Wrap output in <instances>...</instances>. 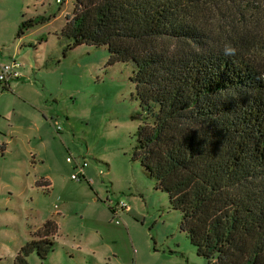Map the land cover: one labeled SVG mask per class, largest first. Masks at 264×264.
<instances>
[{
    "label": "trees",
    "instance_id": "1",
    "mask_svg": "<svg viewBox=\"0 0 264 264\" xmlns=\"http://www.w3.org/2000/svg\"><path fill=\"white\" fill-rule=\"evenodd\" d=\"M48 21L24 20L16 37ZM60 35L64 51L104 46L107 66L134 65L132 160L180 213L196 255L264 264V0H75ZM57 229L45 221L13 264L46 260Z\"/></svg>",
    "mask_w": 264,
    "mask_h": 264
},
{
    "label": "rangeland",
    "instance_id": "2",
    "mask_svg": "<svg viewBox=\"0 0 264 264\" xmlns=\"http://www.w3.org/2000/svg\"><path fill=\"white\" fill-rule=\"evenodd\" d=\"M74 3L0 0V62L9 61L8 56L22 44L14 60L34 71L18 81L34 85L38 91L27 87L25 92L11 93L0 87V132L5 133L8 121L2 110L24 106L14 93L40 106L50 122L52 168L63 178L66 196L85 212V229L79 233L98 253L95 258L99 257V264H207L181 232L180 213L170 207L167 194L156 188L139 162L132 160L141 124L139 101L130 81L134 65L107 66L104 46L80 45L64 51L69 41L59 31L72 14ZM38 17H49L50 21L16 37L22 21ZM67 158L73 162L68 163ZM74 159L87 163L85 172H91L87 181L71 179L76 172ZM31 164L28 147L19 141L12 143L4 158L0 156V264H13L15 251L31 239L30 234L51 216L57 203L49 193L26 190L34 175L47 170L38 164L32 170ZM90 190L95 193L96 205L84 195ZM120 201L128 209L114 218L107 205ZM75 223L69 220L64 231H71ZM100 236L104 239L101 244ZM59 241L46 260L33 253L28 264H84L60 251ZM85 258L94 264L93 256Z\"/></svg>",
    "mask_w": 264,
    "mask_h": 264
},
{
    "label": "crops",
    "instance_id": "3",
    "mask_svg": "<svg viewBox=\"0 0 264 264\" xmlns=\"http://www.w3.org/2000/svg\"><path fill=\"white\" fill-rule=\"evenodd\" d=\"M20 40L21 39H19V42ZM21 46L22 44L19 46V49L13 53V55L8 56L9 61H1L0 66L14 60V54L20 55ZM19 71L22 75L20 79H22L26 78L25 75L30 76L34 70L31 66L21 64ZM18 80L10 81L4 90H9L11 93L16 92L17 90L25 92L27 87H31L35 93L38 92L36 90V86L29 85L27 83H21ZM42 86L45 88L44 83ZM13 96L17 97L24 106L22 108H18V110H16L17 108L15 107H12L11 109L4 108L2 110L4 117H6L8 121L6 130L4 131L5 133H2V131L0 132V156L1 158H4L10 151V146L12 143L19 141L22 145H26L28 147V155L32 163L29 165V168L32 167V170H34L37 164L40 166H46L47 170L42 172V174L39 173L38 175H34L33 180L28 182L25 188L29 191V193L34 191L47 194L49 193L50 196L56 198L57 203L54 205V212L48 219H46V221L50 219L54 220L58 227L57 233L54 237L55 246L49 256L55 252L58 245V239H60V251L64 252L69 259H73V257L76 256L79 261H82L84 264H88V259L85 257L90 255L95 258L98 253L93 250L94 248L89 247L88 242L86 243L83 241V234L79 233L85 229V212L75 207L73 198L66 196L68 189L65 186L63 187L61 184L63 178H61L60 175L57 174V172H55L52 168L50 162L52 157V148L48 140L50 133V122L46 119L39 105L28 99H25L24 97L18 96L17 93H14ZM56 134H58V132H56ZM51 136L53 140H57L55 136ZM27 175H30L29 171L27 172ZM89 176H91V172H85L84 178L80 181H87ZM55 194L56 197L54 196ZM87 194L89 196V203L96 205L97 201H95L93 198L95 193L90 190L89 193L84 194L85 197H87ZM110 205L111 204L107 206L111 211ZM71 219L76 223L74 224L71 231L65 232L64 228L67 226V222ZM88 236L90 237L92 235L88 234ZM103 240V237L100 236V244L104 242ZM21 247L15 251V255ZM75 250L77 251L76 255L74 252ZM98 260L100 262L99 257L98 259L95 258L93 263L99 264Z\"/></svg>",
    "mask_w": 264,
    "mask_h": 264
},
{
    "label": "built area",
    "instance_id": "4",
    "mask_svg": "<svg viewBox=\"0 0 264 264\" xmlns=\"http://www.w3.org/2000/svg\"><path fill=\"white\" fill-rule=\"evenodd\" d=\"M57 4H61L64 0H55ZM20 64L17 63L15 60L10 61L2 66H0V87L6 88L8 83L13 80H18L22 77L20 71ZM56 132L60 131V128H55ZM68 163H72L73 160L71 158H67L66 160ZM87 167L86 162H79L74 159V169L76 170L75 174L71 175V179L75 181H80L85 176V169ZM111 212L114 218H117L119 213L126 212L128 206L120 201L116 204L110 205ZM116 224H119L118 221H115Z\"/></svg>",
    "mask_w": 264,
    "mask_h": 264
},
{
    "label": "clouds",
    "instance_id": "5",
    "mask_svg": "<svg viewBox=\"0 0 264 264\" xmlns=\"http://www.w3.org/2000/svg\"><path fill=\"white\" fill-rule=\"evenodd\" d=\"M220 51L226 57L234 56L236 54V49L232 46L230 42H226L220 49Z\"/></svg>",
    "mask_w": 264,
    "mask_h": 264
}]
</instances>
